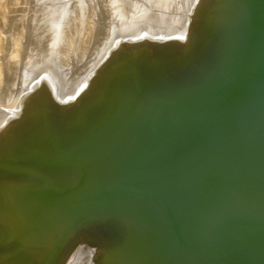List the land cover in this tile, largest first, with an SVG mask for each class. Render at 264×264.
Instances as JSON below:
<instances>
[{"label": "water", "instance_id": "95a60500", "mask_svg": "<svg viewBox=\"0 0 264 264\" xmlns=\"http://www.w3.org/2000/svg\"><path fill=\"white\" fill-rule=\"evenodd\" d=\"M214 18L199 55L125 58L44 159L0 163L46 185L33 200L47 215L21 236L58 228L55 255L96 230L114 238L115 264H264V0H220ZM43 166L75 179L61 188Z\"/></svg>", "mask_w": 264, "mask_h": 264}, {"label": "bare ground", "instance_id": "6f19581e", "mask_svg": "<svg viewBox=\"0 0 264 264\" xmlns=\"http://www.w3.org/2000/svg\"><path fill=\"white\" fill-rule=\"evenodd\" d=\"M219 2L0 0V163L15 165L27 153L44 159L51 137L117 84L125 58L178 64L199 55ZM43 167L61 188L75 179L71 170ZM45 187L0 167V264H115L114 238L96 230L74 233L55 255L58 228L21 236L47 215L33 200Z\"/></svg>", "mask_w": 264, "mask_h": 264}]
</instances>
